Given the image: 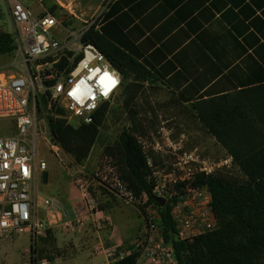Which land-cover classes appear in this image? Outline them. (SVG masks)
Returning a JSON list of instances; mask_svg holds the SVG:
<instances>
[{"label": "built area", "instance_id": "built-area-1", "mask_svg": "<svg viewBox=\"0 0 264 264\" xmlns=\"http://www.w3.org/2000/svg\"><path fill=\"white\" fill-rule=\"evenodd\" d=\"M113 1L105 0L89 21L75 28L71 25L76 17L72 2L55 0L53 5L46 6V0H8L14 27L11 35L15 73L0 70V122L7 124L10 133L0 132V239L12 241L29 233L32 241H36L47 237L52 229L76 233L90 219L98 229L106 225L85 173L72 178L82 202V212L77 217L57 198L41 196L37 181L48 169L46 161L40 158L41 142L48 141L56 155L63 152L52 140L45 114L51 111L55 119L62 118L73 126V121L78 126L90 125L96 114L120 93L121 73L97 47L84 41L90 28H100ZM33 6L40 11L35 13ZM59 109L65 111L63 116L57 114ZM135 138L154 182V201L146 194L136 195L122 179L115 159L104 155L92 179L124 204L138 209L145 227L134 237L132 252L112 246L97 249V253L104 252L108 264H118L133 253L139 254L136 264H178L173 246L164 239L155 198L170 207L177 240L192 243L216 231L219 226L212 194L207 186H196L194 182L198 176H211L232 168L233 158L228 154L215 159L202 153L183 152L169 133L163 134L162 141L151 132L136 134ZM50 216L56 218L53 224ZM29 264L51 263L32 258Z\"/></svg>", "mask_w": 264, "mask_h": 264}, {"label": "crops", "instance_id": "crops-1", "mask_svg": "<svg viewBox=\"0 0 264 264\" xmlns=\"http://www.w3.org/2000/svg\"><path fill=\"white\" fill-rule=\"evenodd\" d=\"M116 1L106 11L113 12L106 23L110 38L150 68L154 83L183 105L264 80V0H123L119 6ZM78 174L49 197L73 217L82 212L80 191L72 183ZM100 198L107 221L102 229L90 219L76 233L52 229L36 241L29 233L0 239V263L29 264L37 258L51 264H108L97 249L118 246L132 252L134 237L145 227L141 213L116 199ZM55 220L50 216V223Z\"/></svg>", "mask_w": 264, "mask_h": 264}, {"label": "trees", "instance_id": "trees-1", "mask_svg": "<svg viewBox=\"0 0 264 264\" xmlns=\"http://www.w3.org/2000/svg\"><path fill=\"white\" fill-rule=\"evenodd\" d=\"M121 1L114 4L119 6ZM112 15L111 10L106 13L100 28H90L84 41L97 47L123 79H132L133 85L155 82L150 68L110 38L106 23ZM14 49L12 35L0 30V56H10ZM42 102L47 108L45 97ZM190 106L201 126L233 158L244 180L231 183L218 175L196 178L194 184L207 186L212 194L219 227L192 243L177 240L170 207L156 203L164 239L173 246L178 264H264V80L252 81L241 90L199 99ZM108 112L106 104L92 124L78 127L62 118H50L53 142L77 165H82L98 141ZM57 114L63 116L65 111L59 109ZM133 124L134 128L122 132L104 155L115 159L122 179L136 195L146 194L154 201V182L134 134L141 126L136 121ZM138 257V253H133L118 264H136Z\"/></svg>", "mask_w": 264, "mask_h": 264}, {"label": "rangeland", "instance_id": "rangeland-1", "mask_svg": "<svg viewBox=\"0 0 264 264\" xmlns=\"http://www.w3.org/2000/svg\"><path fill=\"white\" fill-rule=\"evenodd\" d=\"M72 2L73 12L76 17L71 21L75 28L81 27L98 11L105 0H62ZM55 0H46V6H51ZM35 13L40 11L38 6L32 7ZM13 25L9 17L8 0H0V30L11 34ZM13 55L0 56V70L7 74L15 73L12 67ZM40 116H44L40 112ZM46 119L53 117L48 111ZM54 118V117H53ZM134 118V119H133ZM141 126L134 134L153 133L155 138L162 141L164 133H169L175 144H180L182 151L186 153H202L207 157L215 159L224 158L225 150L212 138L195 118V112L191 106L183 105L168 89L158 83L149 82L145 84H132V79H123L122 88L116 99L109 105V112L105 117L100 135L88 159L82 165H77L74 160L68 157L63 151L56 155L50 150L49 142L42 141L40 144V158L47 163L48 179L44 177L37 181L38 193L43 197L57 196L58 193L71 182V176L76 173H85L84 177L89 181L91 195L98 201L100 208L104 211L100 196L119 199L92 179L94 172L101 166L105 149L113 147L124 131L132 130L134 122ZM76 127V122H72ZM7 124L0 122V132L3 135H10ZM165 158H169L165 156ZM162 161L161 158L158 159ZM80 166V167H79ZM215 175L224 178L231 183H238L244 180L238 168L219 171ZM124 204V203H123ZM126 206V204H125ZM128 206V205H127ZM132 207V206H130ZM136 209L135 207H132ZM137 219V217H136ZM5 264V262H1Z\"/></svg>", "mask_w": 264, "mask_h": 264}, {"label": "water", "instance_id": "water-1", "mask_svg": "<svg viewBox=\"0 0 264 264\" xmlns=\"http://www.w3.org/2000/svg\"><path fill=\"white\" fill-rule=\"evenodd\" d=\"M43 177H44V181L46 182L47 181V179H48V175H47V173H45L44 175H43ZM155 201L159 204V205H161V206H165V201H163V200H161V199H156L155 198Z\"/></svg>", "mask_w": 264, "mask_h": 264}]
</instances>
